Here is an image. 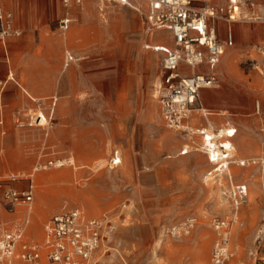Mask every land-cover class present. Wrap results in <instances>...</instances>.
<instances>
[{"label":"rangeland","instance_id":"rangeland-1","mask_svg":"<svg viewBox=\"0 0 264 264\" xmlns=\"http://www.w3.org/2000/svg\"><path fill=\"white\" fill-rule=\"evenodd\" d=\"M5 4L21 35L7 53L0 41L1 229L26 217L25 205L8 209L3 191L23 192L31 179L28 239L41 242L49 219L80 208L104 220L93 264H212L221 238L227 264H264V23L245 24L256 38L238 40L243 47L222 59L221 87L203 93L204 107L233 113L209 116L216 126L237 130V152L218 169L195 132L205 118L188 134L166 126L163 54L152 47L171 38L148 32L135 6L72 0L66 30L63 0Z\"/></svg>","mask_w":264,"mask_h":264},{"label":"built area","instance_id":"built-area-1","mask_svg":"<svg viewBox=\"0 0 264 264\" xmlns=\"http://www.w3.org/2000/svg\"><path fill=\"white\" fill-rule=\"evenodd\" d=\"M107 1L135 6L144 15L146 30L151 34L159 31L170 34V43L152 47L163 54L157 93L166 126L186 134L194 131L187 122L200 108L201 91L220 84L218 65L226 49L232 48L235 41L230 25L235 22H264V0H227L221 5L213 4L212 0ZM71 3L72 0H63L66 16L61 19L62 29L67 30L71 23ZM141 3L146 4L144 9ZM216 21H225L229 25L224 41L217 35ZM19 35L14 14L6 10L0 0V41ZM2 91L0 83V96ZM199 130L195 132L206 137V133ZM218 148L223 153L220 155L223 156L221 163H215L220 169L223 163L227 165L231 161L233 155L221 144ZM208 156L211 161L209 153ZM30 181V186L23 192L11 187L3 191V203L8 209L16 211L25 205L26 217L12 230L0 227V264H93L91 259L100 244L104 220H87L80 208L49 219L41 242L28 239L34 198L33 181ZM216 223L220 231L229 226L226 221ZM231 256L228 241L221 238L214 247L212 264H227Z\"/></svg>","mask_w":264,"mask_h":264},{"label":"bare ground","instance_id":"bare-ground-1","mask_svg":"<svg viewBox=\"0 0 264 264\" xmlns=\"http://www.w3.org/2000/svg\"><path fill=\"white\" fill-rule=\"evenodd\" d=\"M217 2H219V1H217ZM159 32H164V31H159ZM246 34H247V31L243 30V35L246 36ZM170 38H171V36H170ZM162 44H165V43H162ZM72 59L73 58H71V60ZM63 72H65V71H63ZM10 79H12V80L14 79L13 74H12V77ZM21 84L23 85V83H21ZM24 88H25V86H24ZM200 111H201L200 116L205 115L206 118H207V120H208V122L210 123V126H209L208 129H204V130L201 129V130H203L204 133H206V137L205 136L203 137V141H204L203 144H204V147H205V149H203V151L205 150V152L207 153V155L209 153V155H211V161L213 163H216V164L219 165L221 163V161H222V158H223V156H220V155H222L223 153L218 148V145L221 144L222 146H224L230 152L229 153L230 155H233L234 153L237 152V150L235 149L234 145L232 144V142L230 140L232 137L235 136L237 130L235 128L228 127V128H223V129H217V132H216L215 129H213V121H212V118L209 117V116H207V115L208 114L213 115L212 117H215V116H232L233 113L230 112V111H228V110H224V109L223 110H220L219 112H215L214 110L207 109L205 107H203ZM36 115H37V117H36V123H37L38 126H44V125L48 124V119H47V117H46V115L44 114L43 111L39 110ZM229 128H231V129H229ZM201 130H199V131H201ZM223 139H224L223 142H220L219 144L216 143V141H222ZM226 139H229V141L226 140ZM171 140H172V138H171ZM206 147H208V148H206ZM188 149H189V147H187V149H186L187 150V153H188ZM233 151H234V153H233ZM57 164H58V166L64 165L62 161H58ZM175 230H176V228H175Z\"/></svg>","mask_w":264,"mask_h":264},{"label":"crops","instance_id":"crops-1","mask_svg":"<svg viewBox=\"0 0 264 264\" xmlns=\"http://www.w3.org/2000/svg\"><path fill=\"white\" fill-rule=\"evenodd\" d=\"M217 1H219L220 3L217 2ZM259 1H260V2H263V0H259ZM226 2H227V0H212V3L215 4V5H221V4L226 3ZM2 3H3V5H4V7H5L6 10L11 11V12L14 14V11H12L11 9H8V8H7V6H6V4H5V0H2ZM63 6H64V4H63ZM64 7H65V6H64ZM263 11H264V9H263ZM14 16H15V14H14ZM62 18H63V17H62ZM62 18H61V19H62ZM256 23H259V22H235V23H232V24L230 25L231 30H232L233 35H234V40H235V41H234V46H233L232 48H227L226 51H225V54L223 55V57L228 53L229 50H232V49H235V48L240 49V48L243 47L244 41H238L239 39H245V38H247V37H249V36H251V35H252V38H251V39H255V38H256V34H255V33H256V32H255V31H256V28H255V26H254V27H250V26H248V25H245V24L254 25V24H256ZM260 23H264V22H260ZM242 24H243V25H242ZM228 26H229V25H228L225 21H216V23H215V27H216L217 35H218V37H219L220 40H223V41L225 40ZM249 27H250L251 29H250ZM15 28H16L18 31H20V35H21V28H20L19 26L16 25V17H15ZM243 30L247 31L246 36L243 35ZM20 35H19V36H20ZM19 36H18V37H19ZM262 37L264 38V36H262ZM11 38H14V37H10V38L6 39L5 41H2L6 53H7V48H6V46H7V41H8L9 39H11ZM263 40H264V39H263ZM223 41H222V42H223ZM253 42H255V41H253ZM256 42H258V41H256ZM223 57L221 58L220 63H219L218 68H217V74H218L219 81H220V66H221V63H222V59H223ZM227 57H228V56H227ZM202 70H203V69H202ZM261 74L264 75V70L261 71ZM11 77H12V75H10V78H11ZM220 87H221V81H220V84H219L218 87H216V88H209V89H211V90H212V89H218V88H220ZM209 89H203V90L201 91V94H200V108L196 109L195 111H200V110L204 107V105H203V93H204L206 90H209ZM205 108H206V107H205ZM207 109H208V108H207ZM211 110H212V109H211ZM195 111L193 112L191 118L188 120L187 124H188L190 127L193 128V125L195 124V122H197V121L200 120L201 118H205L206 121H207V123H206L205 125H201L199 129H208L209 126H210V123L208 122L206 116H205V115L200 116V114L195 115V114H194ZM207 116H211V115L208 114ZM212 121H213V119H212ZM213 124H214V125H213V129H223V128H225V127H223V126L217 127L216 124H215V122H213ZM193 129H194V128H193ZM199 129H197V130H199Z\"/></svg>","mask_w":264,"mask_h":264}]
</instances>
